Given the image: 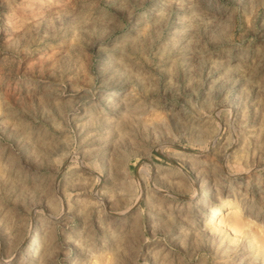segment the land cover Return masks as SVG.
<instances>
[{"label": "rangeland", "instance_id": "1", "mask_svg": "<svg viewBox=\"0 0 264 264\" xmlns=\"http://www.w3.org/2000/svg\"><path fill=\"white\" fill-rule=\"evenodd\" d=\"M0 264H264V0H0Z\"/></svg>", "mask_w": 264, "mask_h": 264}, {"label": "bare ground", "instance_id": "2", "mask_svg": "<svg viewBox=\"0 0 264 264\" xmlns=\"http://www.w3.org/2000/svg\"><path fill=\"white\" fill-rule=\"evenodd\" d=\"M231 212V211H230ZM235 212V211H234ZM33 252H31V256H30V260L29 261H31L32 259H33Z\"/></svg>", "mask_w": 264, "mask_h": 264}]
</instances>
